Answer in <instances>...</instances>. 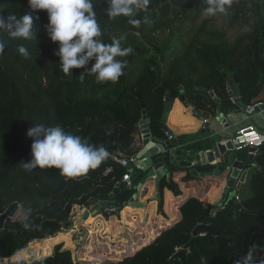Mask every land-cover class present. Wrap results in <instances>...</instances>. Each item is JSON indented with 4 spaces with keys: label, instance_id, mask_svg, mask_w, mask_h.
Instances as JSON below:
<instances>
[{
    "label": "trees",
    "instance_id": "trees-1",
    "mask_svg": "<svg viewBox=\"0 0 264 264\" xmlns=\"http://www.w3.org/2000/svg\"><path fill=\"white\" fill-rule=\"evenodd\" d=\"M99 39L121 41L122 48L132 53L117 59L126 60L123 75L115 83H97L88 75L94 61L71 76L60 70L58 45L46 33V12L33 15L32 37L11 38L0 29V211L17 201L21 213L30 215L6 223L0 232V259L13 264L16 255L34 240L53 237L69 225L73 207H91L110 200L126 168L114 158L133 157L138 153L134 137L143 117L154 139H164L163 116L168 104L184 97L185 102L203 114L216 116L239 107L264 103V0H232L225 13L203 15L206 0H150L146 10L137 11L140 19L135 28L128 17L109 18L107 0H93ZM29 13L26 0H0V15ZM147 17V23L144 18ZM25 47L28 58L18 52ZM85 74L81 83L79 76ZM232 78L240 88V97L231 101L227 91ZM212 92L214 97L209 93ZM43 123L62 127L79 135L93 146L103 145L109 157L96 169L79 177L62 176L58 169H35L28 172L21 162L31 159L30 127ZM219 138L180 144L192 152L210 150ZM248 178L249 194L239 197L242 209L232 201L208 204L190 197L179 207L180 219L161 231L151 242L115 264H236L249 246H264V145L259 148ZM111 168L110 172H106ZM134 171H138L133 168ZM188 171V170H187ZM190 174L184 178L187 181ZM63 181L64 188L52 191ZM179 195L178 186L163 179L160 189ZM119 209L96 214L108 219L121 210L122 203L132 198V191L115 196ZM162 200L158 214L163 215ZM24 216V215H23ZM210 216L213 235L198 236L189 248L193 228ZM27 222L30 229H25ZM263 252L253 255L258 264ZM14 264H82L75 263L70 251L57 246L52 256Z\"/></svg>",
    "mask_w": 264,
    "mask_h": 264
},
{
    "label": "clouds",
    "instance_id": "clouds-1",
    "mask_svg": "<svg viewBox=\"0 0 264 264\" xmlns=\"http://www.w3.org/2000/svg\"><path fill=\"white\" fill-rule=\"evenodd\" d=\"M29 13L18 17L16 14L0 15V29L7 31L11 38L29 39L32 37L33 15L31 13L46 12L48 23L45 30L49 40L58 45L54 55L59 57L60 70L71 76L73 69H82L94 61L88 69V75H94L97 83H115L123 75L127 66L126 60L117 59L132 53L131 47L122 48L121 41L113 38L111 43L102 42V32L97 23L93 0H26ZM150 0H107L106 9L109 18L128 17L129 24L139 28L141 20L133 18L139 10H146ZM232 0H206L207 7L203 15L215 16L225 13ZM147 23V17L144 18ZM4 44L0 42V52ZM18 52L28 58V50L20 46ZM85 74L79 79L84 82ZM26 136L31 139V159L21 162L20 166L28 172L35 169H58L62 176L79 177L96 169L109 157L103 146H93L82 141L79 135L66 132L62 127H48L38 123L30 127ZM241 152V151H240ZM18 211V210H17ZM17 211L15 215L17 214ZM22 211V210H20ZM25 221L30 215L22 212ZM27 230L31 225L23 224ZM264 252V246L253 244L247 253L236 264H253V255ZM16 262V261H15Z\"/></svg>",
    "mask_w": 264,
    "mask_h": 264
},
{
    "label": "crops",
    "instance_id": "crops-1",
    "mask_svg": "<svg viewBox=\"0 0 264 264\" xmlns=\"http://www.w3.org/2000/svg\"><path fill=\"white\" fill-rule=\"evenodd\" d=\"M230 100L234 101L237 99H234L230 96ZM260 100L264 101V92L261 93ZM167 109L168 111H166L163 116V125L166 128L165 138L157 139V141H171L167 136V132H170L172 140H176L177 142L175 147L183 151H189L183 148L180 144L183 140H185L186 143H191L193 141L203 140L212 136L211 133L205 131V123H203L204 120L207 121L206 124H208L209 129L215 130L217 133L216 136L219 135L221 137L219 139L223 142L227 139H231L238 129L247 126H253L258 131H264V110L257 114L249 115L239 106L233 111L221 112L219 113V117L220 119L225 120V124L222 125L217 121L218 114H216L214 117H211L210 115L203 114L194 108L193 111H190L180 99H175L169 103ZM141 132L142 130L140 129L138 134H136L134 137L137 147L140 142ZM151 139L154 138L151 136ZM244 151L245 150L238 153L239 158L242 160H245L248 157V152L244 154ZM198 154L199 152L194 153V159L191 168H178L172 172L168 169L167 172L172 173L170 178L167 179L166 176H164L159 181L158 186L155 184L154 178H147L143 182L142 179L146 176L147 171L143 172L141 169H137L138 161L132 163L131 165H133V168L138 170L134 171L132 168L130 177L132 187L129 190L132 191V198H130L132 201L129 199L126 202H123V208L115 215L110 216L107 219L109 225L111 226L112 234L110 235L118 232L119 229L115 228V222L119 220V224H123L121 228L125 229V231L132 232L134 236L135 234L138 236L143 235L145 238L143 239L145 242L134 250L136 251L142 246L151 242L161 231L171 227L180 219L181 215L179 212V207L186 199L194 197L198 198L204 203L216 205L222 199L224 178L216 175L204 178L199 177L200 173L207 174L208 172L215 170V167L214 164L205 166L201 165ZM158 161L159 160L157 159V156H154V164ZM164 168H168L167 164H165ZM192 169L196 171L197 177L191 175ZM253 169L254 167L249 168L248 174L245 177L240 190L237 191V196L242 197L241 190L247 186V181L250 176L249 174L252 173ZM187 173L190 174V178L185 181L184 178L186 177ZM163 179H166L167 182H174L178 186L180 194L174 195L166 187L161 190L160 183ZM133 196L135 198H133ZM111 200L118 202L116 197L112 198ZM161 200L163 203V215H160L157 212L158 204ZM145 231L146 235H144ZM132 237L133 236L130 235V238ZM119 239L123 242L127 241L125 237H121Z\"/></svg>",
    "mask_w": 264,
    "mask_h": 264
},
{
    "label": "water",
    "instance_id": "water-1",
    "mask_svg": "<svg viewBox=\"0 0 264 264\" xmlns=\"http://www.w3.org/2000/svg\"><path fill=\"white\" fill-rule=\"evenodd\" d=\"M227 91L228 94L234 99H238L240 97L239 85L232 78L228 80ZM209 95L211 97H214V94L212 92H210ZM180 100L184 103L188 110L193 111V107L189 106L185 102L184 97H181ZM239 106L242 108V110H244V112L248 113L249 115L257 114L260 111L264 110V103H258L254 106L249 107H244L241 103H239ZM166 111H168V109ZM219 113H221V111L217 112V121L224 125L225 120L220 119ZM140 129L142 130V132L136 159L139 162L137 169H141L143 172L147 171L146 176L142 179L143 182L147 178H154V182L158 186L159 181L164 176H166L167 179L170 178L172 174L171 172L173 170H177L178 168L185 169L192 167L194 152L183 151L176 148V140L166 142L161 140L157 141V139H151V134L146 126L145 117H143L142 122L140 123ZM164 129L166 128L164 127ZM204 129L206 132L211 133L213 136L221 138L219 135L216 136V131L212 129L210 130L208 124L206 123L204 124ZM167 135L171 136V133L167 132ZM254 151L255 150L253 148H248L247 160H242L238 156L239 152L234 151L230 139H227L224 142L219 139V141L216 142L210 150L199 152L198 158L201 165L205 166L214 164L215 167V170H213L212 172H208L207 174L200 173L199 177L204 178L216 175L224 178L222 199L217 203V207L211 212V215L218 211L223 203H227L229 201H232L238 209H242L240 202L236 201L235 196L237 194V191L240 190L241 185L248 174L249 168L254 167L252 164L254 158V155L252 153ZM154 156H157V159L159 160L155 164ZM165 164H167L168 166L167 169L164 168ZM168 169L171 172H167ZM191 175L197 177V173L194 169L191 170ZM65 184L66 181H63L52 191V193L56 194L60 192L64 188ZM129 189L130 188L128 187L126 182H120L116 184L113 192L110 194V200L98 202L96 210L99 211L101 209L107 210L110 208H119L120 204L111 199L117 196L120 192L127 191ZM133 198L135 197L133 196ZM130 200L132 201V199ZM20 210L21 205L17 201H14L6 208H4V210L0 211V232L4 229L6 223H12L15 221V217L19 212H21ZM16 211L17 214L15 215ZM209 220L210 216L207 217L203 221V223L193 228L191 232L192 239L185 245V249L189 248L190 244L195 242L198 236H210L215 233L208 224ZM258 264H264V252L261 254Z\"/></svg>",
    "mask_w": 264,
    "mask_h": 264
},
{
    "label": "rangeland",
    "instance_id": "rangeland-1",
    "mask_svg": "<svg viewBox=\"0 0 264 264\" xmlns=\"http://www.w3.org/2000/svg\"><path fill=\"white\" fill-rule=\"evenodd\" d=\"M243 153L246 154L247 150ZM248 193L249 188L245 186L241 190V195L245 197ZM96 206L92 205L90 208L80 211L78 206L73 207L71 213L76 218L75 225L69 223L65 229L53 237L28 243L16 254L21 257L19 260L30 262L46 258L53 255L55 247L61 246L62 249L70 251L75 263L115 264L129 256L145 242L143 235L135 234L134 236L132 232L121 228L123 224H119V220V222H115V228L119 229L118 232L110 235L112 234L111 226L106 218L96 214ZM23 218V214L19 212L14 220ZM130 235L133 237L130 238ZM144 235H146V231ZM121 237H125L127 241H120ZM0 264H9L8 259H0Z\"/></svg>",
    "mask_w": 264,
    "mask_h": 264
},
{
    "label": "built area",
    "instance_id": "built-area-1",
    "mask_svg": "<svg viewBox=\"0 0 264 264\" xmlns=\"http://www.w3.org/2000/svg\"><path fill=\"white\" fill-rule=\"evenodd\" d=\"M206 122H207L206 120L203 121V123H206ZM168 139L172 140V137L168 136ZM230 141L233 145V149L235 152H240L243 150H247L248 148H253L255 151L252 154L255 156L257 154L259 148L264 145V131H258L253 126H247V127L238 129L234 133V135L231 137ZM114 160L117 161L122 167L126 168V172L122 175L121 182H126L128 187L131 188L132 185L130 182V179H131L130 177H131V172H132V168H133V165H131V164L138 161L136 159V155H134L133 157H124V158H120V159L114 158ZM138 165H139V162H138ZM110 171H111V168L106 169V172H110ZM235 198H236V201L239 202V197L237 195L235 196ZM96 205H98V204H96ZM84 208L87 209L90 207H79V211L81 209H84ZM107 210L109 212H111V211H114L115 208H110ZM73 215L74 214H72L69 217L68 222L75 225L76 224V218Z\"/></svg>",
    "mask_w": 264,
    "mask_h": 264
}]
</instances>
